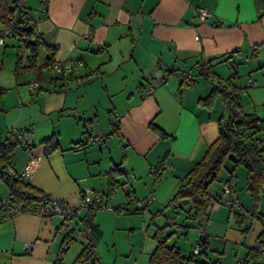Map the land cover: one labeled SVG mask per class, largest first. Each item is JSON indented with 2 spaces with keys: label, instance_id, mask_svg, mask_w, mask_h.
<instances>
[{
  "label": "crops",
  "instance_id": "crops-1",
  "mask_svg": "<svg viewBox=\"0 0 264 264\" xmlns=\"http://www.w3.org/2000/svg\"><path fill=\"white\" fill-rule=\"evenodd\" d=\"M38 1L26 0V7L34 11ZM198 6L210 13L204 22L194 17ZM38 16L40 88H24L16 81L2 92L0 141L9 130L28 129L32 146L13 148V171L22 176L33 159L25 181L71 204L81 200L84 188L109 202L120 186L129 187L135 198L151 194L150 204L167 202L166 190L171 187L174 194L217 137V119L227 114L219 95L209 106L200 103L210 90L204 75L186 84L178 73H196L198 62H206L209 79L223 81L228 62L237 75L240 61L264 52V0H47L46 11ZM47 60L50 66L44 64ZM55 64L74 67L58 70ZM97 133L106 137L80 142ZM52 134L59 146L47 152L43 140ZM157 164L162 165L160 178L151 171ZM115 166L119 171L111 173ZM227 177L219 175L209 186L211 195L220 194ZM233 179L232 207L211 208L203 220L205 257L215 264H236L244 223L237 227L233 214L247 216L251 205L249 197L239 198ZM112 181L118 186L107 196ZM3 185L0 197L8 195ZM257 202L264 214V197ZM96 213L76 214L74 226L85 222L89 231L63 250L69 230L57 216L21 212L0 222V264H53L57 259L63 264H115L99 250L103 231ZM85 244L91 245V259L81 255Z\"/></svg>",
  "mask_w": 264,
  "mask_h": 264
},
{
  "label": "trees",
  "instance_id": "trees-1",
  "mask_svg": "<svg viewBox=\"0 0 264 264\" xmlns=\"http://www.w3.org/2000/svg\"><path fill=\"white\" fill-rule=\"evenodd\" d=\"M18 1L19 0H0V29L7 28L9 30L10 37L8 39H15L20 42L21 35L26 37L24 43L29 53L17 57L15 61V73L18 75L24 70L32 71L34 73L33 80L39 84V87L35 90H38L40 88L41 69L43 64L42 61H39L38 52L36 50V46L42 44L40 35L35 29L37 18L30 15L29 9L26 7V2L24 5V16L16 17L19 10ZM7 40L1 45L6 46ZM261 46H264V44H261ZM50 50L51 52L47 58L49 60L52 58V50H54V47H51ZM23 58L25 62H22ZM44 64H49L48 66H50V61L47 60ZM197 65H199L201 71H196L194 74L195 78L186 84H192L199 74L204 75L206 79L209 80L210 90L206 96L199 99L200 103L209 106L212 104L213 99L219 95L224 106L227 108V114H222L217 119L218 135L208 145L202 158L194 163L184 177L180 179L176 191L167 201L166 205L152 212V215H163L164 208L178 201H183L187 206L184 208L186 217L198 219L203 226V220L208 216L211 202L219 196V194L211 195L209 186L219 179L222 169H226L228 172V177L225 179V182H230L236 167L242 166L246 172V189L249 192L251 201L250 208L245 212V215L249 214L250 217H257L262 223V229L254 245L247 255L244 256L245 263L249 256L256 257L260 251L264 249V214L259 213L257 209L259 197H264V117L258 116L254 111H243L238 87L230 80L231 77L236 75L235 65L232 62H228L227 64L230 70L229 77L223 81L218 80L214 83L209 79L208 75L210 72V64L198 62ZM251 83L252 82L249 84ZM4 90L3 87H0V92ZM112 126L113 129H117L116 122L112 121ZM25 135L30 139L28 129L9 130L5 138L0 141V181L4 182L8 190V195L2 196L0 199L8 198L10 202L20 203L23 208L33 206V204L37 202H43L48 197L42 190L30 185L22 176L16 174L12 169L11 152L13 148L16 145L26 149L32 146L31 139L28 144L21 145V138ZM87 135H85L84 138ZM84 138H82L80 142H82L83 145L90 144L86 143ZM43 144L47 152L56 149L59 146L56 134H52L45 138ZM7 167L10 168V171L7 170ZM156 167V178H160L162 174V165L157 164ZM112 171H119V168L115 166L112 168L111 173ZM109 178L113 179L114 175H110ZM117 183L118 182L114 183L113 181L110 183L108 193H106L107 196L118 186ZM120 206L125 207L126 204ZM147 206L148 205L145 207ZM145 207H137L135 210H142ZM93 212H95V210L87 211V215L90 216ZM233 215L237 227L240 228L246 216L237 214V212ZM83 225L87 224L84 222ZM202 226L201 230L203 231ZM248 228L249 226H245L242 231L247 232ZM68 233L66 239L69 237L72 239L78 237L71 235V231H68ZM169 235L161 236L158 231L154 234L156 244L153 252L149 256L148 264H181L193 259L199 264H215L213 262L200 261L193 258V256H184L178 247L167 242ZM201 238L203 242L199 254L205 256L207 251L204 231ZM81 255L84 256L85 260L91 259L93 257L91 245L85 244ZM53 264L63 263L57 259Z\"/></svg>",
  "mask_w": 264,
  "mask_h": 264
},
{
  "label": "rangeland",
  "instance_id": "rangeland-1",
  "mask_svg": "<svg viewBox=\"0 0 264 264\" xmlns=\"http://www.w3.org/2000/svg\"><path fill=\"white\" fill-rule=\"evenodd\" d=\"M19 45L20 42L15 39H8L6 46L0 45V85L5 88L4 91L14 86L16 81L24 88H28V82L33 77L29 70H24L18 75L15 73V61L17 57L23 55ZM24 60L23 58L22 62H25ZM228 71L229 74H226L225 78L230 75L229 68ZM249 79L251 84L248 83ZM230 80L238 87L242 109L245 112L254 111L258 116L264 117V52L260 51L258 55L240 61L238 74L231 77ZM1 95L2 92H0ZM110 137L108 135V138ZM169 173V171L165 172L164 177ZM227 173L226 169H222L220 177ZM245 177V169L242 166H237L234 170L233 182L240 199L250 198L246 189ZM3 184L0 181V188L4 187ZM122 187L120 186L117 190L115 199L113 198L109 202L105 201L103 194L99 192L102 205L95 211L100 222L97 221L103 231L98 247L110 257L111 261H114L115 264H147L150 248L152 249L156 243L154 234L158 231L161 236L170 234L167 242L178 247L184 256H193L195 259L207 262L205 256L193 252L202 223L194 217H186L184 208L187 206L183 201L164 208L163 215L153 216L152 212L163 208L167 202L153 201L152 204L149 203L150 206L137 211L135 210L137 208L136 200L139 201L142 198H135V194L132 193L131 201L126 202L125 186ZM172 194L170 187L164 196L168 195L167 197L170 199ZM119 198L121 199L117 200ZM115 200L117 202H113ZM121 204H126V206L121 207ZM221 207L227 209L228 206L221 205ZM163 219H166L167 223H162ZM73 223L74 221L72 226L77 228ZM245 225L249 228L247 232H242L244 237L238 241L237 258L247 255L262 228L260 219L250 217L249 214L244 221V227ZM184 263L199 264L194 259ZM243 264H264V249L256 257L249 256Z\"/></svg>",
  "mask_w": 264,
  "mask_h": 264
},
{
  "label": "built area",
  "instance_id": "built-area-1",
  "mask_svg": "<svg viewBox=\"0 0 264 264\" xmlns=\"http://www.w3.org/2000/svg\"><path fill=\"white\" fill-rule=\"evenodd\" d=\"M25 2H26V0H19L18 1L19 10L17 12L16 17L17 16L18 17L24 16ZM46 9H47V0H39L38 6L35 8V10L34 11L29 10V12H30V15H32L38 19L39 13L45 12ZM209 16H210V13L205 7L198 6L195 8L194 17L198 20V22L206 21V19ZM9 37H10L9 30L7 28H1L0 29V45L3 44ZM25 39H26V37L24 35H21V41H20L19 47L21 48L23 55H26L29 53V50L25 47V43H24ZM55 65L57 66L58 70H62L63 68L65 70H72V68L74 67V65H71V64L65 65V66H59L58 64H55ZM196 71H201V69L199 68V65H197ZM194 74L195 73L191 69L181 71L178 73V75H179V77L183 83H187V82H190L191 80H193L195 78ZM250 82H251V80H249V83ZM28 86L30 89L35 90L39 87V84L36 81L31 80L29 82ZM9 134H10V132H9ZM105 137L106 136H103L100 133H97L95 135L91 134V135H87L84 138V141L86 143H91L93 141L102 140ZM29 142H30V139L27 135H25L24 137L21 138V145L28 144ZM33 162H34V160L31 159L27 163L24 171L22 172V177L27 174V172H28L30 166L33 164ZM167 166H168V164L163 163V167H167ZM7 170L10 171V168L7 167ZM151 171L153 173H156L157 167L152 166ZM126 190H127L126 194L128 195V200H131L130 199L131 197H129V196H133V194L131 193V190L129 187H126ZM153 198L154 197L151 194H149L148 196H146L142 200H139V201L136 200L137 207L138 208L145 207L146 205H148L152 201ZM234 200H235V191H234L232 180L230 182H224L222 184V188H221L219 196H217L216 199H214L211 202L210 209L216 208L220 205H226L230 208V207H232ZM101 201H102L101 200V194L97 193V192L95 193L89 188L88 189L86 188V189L81 191V200L77 204H71L64 199H57V198H52V197L48 196L46 198V200L43 202H37V203H34L33 206L23 208V207H21L20 203L10 202V200L8 198H3V199H0V222L7 220V219H10L13 216H15L21 212L35 213L37 215L44 216V217L57 216L60 218L62 226L65 229L72 232L71 235L83 236V235H85L86 232L89 231V227L87 225H83L80 228H75L72 226V220L74 219L76 214L78 212H80L81 210H83V211H91V210L96 211V210H98L100 208V206L102 205ZM121 205L123 206V204H121ZM202 233H203V231L201 230L200 233L198 234L197 238H196V244L193 247V252L197 253V254L199 253L202 242H203L202 238H201ZM72 241H73V239L71 237L67 238L64 241L61 250L66 249L72 243ZM26 245L30 246L31 243H27ZM243 263H244V257L237 259L236 264H243ZM94 264H101V263H94ZM181 264H185V263H181Z\"/></svg>",
  "mask_w": 264,
  "mask_h": 264
}]
</instances>
